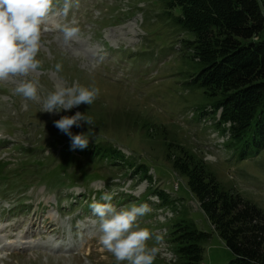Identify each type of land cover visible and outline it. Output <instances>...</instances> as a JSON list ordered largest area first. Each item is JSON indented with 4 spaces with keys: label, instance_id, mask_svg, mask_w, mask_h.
Here are the masks:
<instances>
[{
    "label": "rangeland",
    "instance_id": "1",
    "mask_svg": "<svg viewBox=\"0 0 264 264\" xmlns=\"http://www.w3.org/2000/svg\"><path fill=\"white\" fill-rule=\"evenodd\" d=\"M52 25L42 36L41 69L30 77L38 81L40 99L16 95L14 78L0 82V264H116L98 243L89 207L105 192L114 193L111 203L118 209L151 206L138 223L161 237L158 244L148 241L159 248L154 264H179L170 226L183 214L211 233L201 264H228L233 253L187 177L174 169L168 144L203 157L226 188L263 209L264 150L240 160L226 146L229 133L217 125L219 112L190 82L185 32L157 0H78ZM62 25L81 30L70 45L63 42ZM57 63L63 66L59 73ZM73 84L99 89L91 106L40 111L49 92ZM77 111L94 120L89 145L118 148L125 164L111 165L71 147L54 121ZM83 130V123L72 127L74 134Z\"/></svg>",
    "mask_w": 264,
    "mask_h": 264
},
{
    "label": "trees",
    "instance_id": "2",
    "mask_svg": "<svg viewBox=\"0 0 264 264\" xmlns=\"http://www.w3.org/2000/svg\"><path fill=\"white\" fill-rule=\"evenodd\" d=\"M157 2L162 3L175 26L185 32L183 45L185 58L191 64L190 82L211 99L215 115L220 111L217 125L230 135L226 146L240 160L264 150L262 0ZM205 113H200L201 119ZM77 150L115 166L127 162L121 150L106 144L92 143ZM168 150L174 169L187 177L201 209L233 253L228 264H264V209L235 189L226 188L203 157L184 147L173 149L171 144ZM138 168L147 173L142 166ZM170 235L179 264L202 263L210 232L199 229L193 219L183 214L171 223Z\"/></svg>",
    "mask_w": 264,
    "mask_h": 264
},
{
    "label": "clouds",
    "instance_id": "3",
    "mask_svg": "<svg viewBox=\"0 0 264 264\" xmlns=\"http://www.w3.org/2000/svg\"><path fill=\"white\" fill-rule=\"evenodd\" d=\"M78 0H0V82L14 78L18 81L14 92L26 100L37 101L38 81L31 75L41 69L38 55L43 47L42 36L53 29L54 17H67ZM63 42L70 45L81 32L78 26L62 25ZM62 64L55 65L57 73ZM99 95V89L79 84L57 86L41 101V112L59 114L70 111L82 104L91 106ZM88 131L74 134L72 127L81 124ZM62 133L71 141L73 149H84L90 141V126L94 125L92 116L86 112L64 115L54 121ZM114 193L105 192L100 201H93L89 207L98 224V243L111 253L116 264H154L159 252L157 246L148 241L161 240L148 228H141L138 219L152 211L148 203L117 208L111 201Z\"/></svg>",
    "mask_w": 264,
    "mask_h": 264
},
{
    "label": "bare ground",
    "instance_id": "4",
    "mask_svg": "<svg viewBox=\"0 0 264 264\" xmlns=\"http://www.w3.org/2000/svg\"><path fill=\"white\" fill-rule=\"evenodd\" d=\"M28 232H29V230L27 231V233H28ZM44 232H45V231H44ZM46 233H48L47 230H46Z\"/></svg>",
    "mask_w": 264,
    "mask_h": 264
},
{
    "label": "crops",
    "instance_id": "5",
    "mask_svg": "<svg viewBox=\"0 0 264 264\" xmlns=\"http://www.w3.org/2000/svg\"><path fill=\"white\" fill-rule=\"evenodd\" d=\"M264 8V7H263Z\"/></svg>",
    "mask_w": 264,
    "mask_h": 264
}]
</instances>
